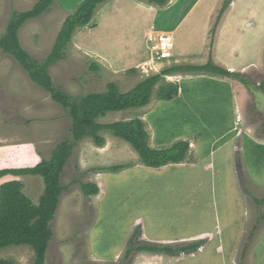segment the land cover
<instances>
[{"label": "rangeland", "instance_id": "obj_1", "mask_svg": "<svg viewBox=\"0 0 264 264\" xmlns=\"http://www.w3.org/2000/svg\"><path fill=\"white\" fill-rule=\"evenodd\" d=\"M39 1L0 0V37H5L9 33L11 23L20 14L31 11ZM83 1L56 0L40 17L29 20L18 29L19 43L33 65L39 67L45 63L52 53L63 24ZM114 1L105 2L97 8L91 24L76 30L62 59L48 69L55 88L66 94L73 106L80 105L89 95L107 91L110 83L117 85L121 93H126L139 83L171 68L172 65L166 64L174 61L175 52L202 50L208 44L205 27L208 17L206 9L209 8L207 5L211 7L215 0H203L195 4L191 14L184 18V28L189 29L188 32L171 30L175 44L173 55L170 60L161 61L156 59L150 43H144L142 33L132 44L128 42L131 23H139L138 33L142 25L146 24L142 21L147 18L148 12L136 8L129 0H120V3ZM140 1L141 5L145 3L160 9L169 5L172 0H167L163 5L150 0ZM193 2L187 0L185 8L189 9ZM183 9L181 8L179 12ZM166 18L161 14L155 17V20H150H154L156 27L160 29L162 25L169 24ZM214 24L215 21L213 26ZM210 30L212 31V27ZM154 34L155 32L150 35ZM123 43L126 44L125 47L131 46V50L124 49ZM136 44L138 53L139 49L142 51L140 58L143 57L141 61L144 59L143 65H137L138 63L133 62L135 59H120L113 56L130 52L135 54L137 51L132 45ZM254 46L255 44L246 51L248 53L246 60L255 57L254 51L257 48ZM119 48L123 50L120 51ZM100 53L107 56L102 58L98 55ZM146 59L153 61L146 63ZM157 63L162 67H158ZM258 70L253 67L248 75H242L250 84V91H255L256 95L255 102L251 100L248 110L247 117L250 123L248 124L256 128L258 136H264V71ZM183 74L192 75L191 72ZM169 80L176 79L163 76L157 83L150 105L141 109L110 113L104 118H98L96 122L110 125L121 121L141 120L149 134V144L154 148L156 145L154 142L162 141L168 129L174 127L177 130L183 123L170 116V112L154 110L152 107L160 102V89L173 84ZM212 84L217 85L214 82L210 83ZM210 85L206 80L184 82L182 93L173 102H162L160 106L174 107L180 112L178 115L181 117L183 112H189L197 118L205 117L207 113L216 115L217 111L225 116L229 115L231 100L229 93L226 92L227 86L221 84V87H216L215 91H212ZM180 86L182 88V82ZM218 99L221 106L217 108ZM257 99L258 105L262 103L263 106H257ZM182 100L187 101L183 104ZM154 119L164 123L154 127L152 121ZM85 134V137L75 139L69 109L56 103L49 93L31 80L29 72L22 68L13 56L5 54L0 48V171L31 168L44 160H49L52 152L58 147L75 146L60 179L65 191L51 223L54 237L49 244L46 264H149V262L153 264L155 260L151 255L161 256L162 252L137 249L140 247L178 249L201 244L195 251L164 252L169 255L187 256L199 253L203 243L208 240L206 251L196 257H188L184 264H230L222 261L212 249L215 242L223 240L226 244L227 233H233L234 238L236 235V241L239 239L245 219L246 205L243 203V196H246L250 203L252 218L245 229V234L237 243L239 251L234 258L232 253V264H246L252 248L259 242L264 243L262 225L264 187L257 193L253 192L252 189L255 187L249 184L244 170L241 171V175L239 174L240 185L237 183L232 185L228 180L225 194L218 182L211 183V177L203 179L202 186L184 184L180 181L178 169L173 173H158L155 178H150L138 169L142 168L140 166L142 161L129 142L116 137L112 131L102 130L96 134L104 138L105 144L98 146L90 133ZM162 143H166L165 140ZM236 163L241 164L240 157ZM121 165L125 166L124 173L106 170ZM238 166L241 170V165ZM220 170L221 168L217 171ZM35 177L7 176L0 179V187L13 180L19 181L23 184L24 194L38 206L44 194L45 182L42 177ZM189 179L191 178H185L186 181H190ZM84 184L97 185L100 189L99 194L86 196L82 190ZM145 190L148 192L143 194ZM225 195L230 199L229 204L223 200ZM228 217L233 218L230 228L224 225ZM138 218H144V225L136 224ZM220 227L226 233L223 239L222 236L219 238L217 236V229ZM144 229L149 235L158 234V240L171 241L166 245L160 244L161 241L153 242L149 235L144 234ZM201 232L212 234L214 241L210 236L178 243L173 241L179 239L178 237ZM228 243H232L229 236L227 246ZM129 251L131 254L127 258L126 254ZM1 259L10 260L14 264H33L35 252L29 246L15 247L2 251Z\"/></svg>", "mask_w": 264, "mask_h": 264}, {"label": "crops", "instance_id": "obj_2", "mask_svg": "<svg viewBox=\"0 0 264 264\" xmlns=\"http://www.w3.org/2000/svg\"><path fill=\"white\" fill-rule=\"evenodd\" d=\"M118 1L120 3V0H115L114 2L118 3ZM129 1L134 4L136 8L148 12V15L147 18L142 21L146 24L142 25L141 31H139L138 33L137 28L139 23H131L128 34V42L132 44L136 37L138 38L139 34L142 33V40L144 41V43L149 44L148 38L153 32H167L170 33L172 36H174L173 32H171L172 29L175 32H188L189 29L184 28V18L188 16L189 13L191 14L193 7L196 3H199L203 0H195L194 2L192 0L193 3L189 6V9L185 8L188 4L186 3L187 0H172L170 1V3H168L169 5L160 9H156L152 5L148 6L145 3L141 5L139 4L141 3L140 0ZM225 2H229L228 9L223 15L220 24L218 25L217 30L214 33V26ZM207 7L209 8H205L208 12V17L205 23L206 34L208 35V39L206 40L208 44L206 45V47L202 50L192 49L191 51L187 50L179 51L178 53L175 52L173 58L174 61L168 62L166 65H172L171 68L177 66H205L212 58V61L216 66L221 67L231 73L239 74L241 76L248 75L253 67H256L257 70L259 69V72H263L264 0H215L211 3V7L208 5ZM181 8L184 9L182 10V12H179ZM161 14L167 17L166 19L169 21V24L162 25L161 28L158 29L155 25L156 23H154V18L159 17ZM150 19L154 20L151 21ZM214 21L215 24L213 26ZM211 27L212 31L210 30ZM209 31H211V40L209 39ZM253 44H255L254 47L257 48V50L254 51L255 57L251 60H246L245 58L248 54L246 51H249V47L253 46ZM122 46L126 50H131V46L125 47V43H123ZM132 46L133 49L137 51V44L135 46ZM119 50L122 51L123 48H119ZM141 52L142 51L139 49V53L137 51L135 54H133V52H130L129 54H113V56H117L120 59H135V61L133 62L138 63L137 65H143L144 59L143 61H141L143 58H140ZM100 54L98 55L102 58L103 56H107L102 53ZM146 61V63H151L153 60L146 59ZM157 66L162 67L158 63ZM191 73L192 75L184 76L183 71H179L165 76H167L168 79L170 77H175V81H169L173 83L172 85L178 86V95L182 93L184 82L187 81L206 80L209 85L211 82H214L217 85H210L212 91H215L214 89L216 87H221V84L226 85V92L229 93L231 100V102H229L231 104L230 114L225 116L217 111L216 115H214L215 113L211 115L210 113H207V116L197 118L194 115H190L189 112H183V116L181 117L178 115L180 114V112L176 111L174 107L160 106L162 102H173L178 95L175 96L174 99L171 101L159 100L160 102L158 104L152 106L154 110L161 109L170 112V116L175 117L176 120H179V122L183 123L180 124L177 130H175L174 127L168 129V133L162 140H165L166 143H162V141L157 140L156 142H154L156 143V145L153 149H166L172 147L178 142L186 141L190 144V151L183 163L169 164L161 168H150L145 166L143 163H140V166H142V168L138 169H141V171L145 172V174H147L150 178H155V175H157L158 173L168 174L173 173L174 170L178 169L180 171V181H183L184 184H189L190 186H202V180L206 179V177H211V183L213 184L218 182V185L224 192V194L227 191L225 187L228 185V180L231 181L232 185H234L235 183H237V185H240L239 183L241 180L239 174L242 170H244L247 179H249V184L255 187L254 189H252V191H255L256 193L259 192L264 187V136L257 135L256 128L249 125V118L247 117L250 104L252 103V101L255 102V91H250V84L245 85L239 79H236L234 77H226L207 72ZM181 82L182 88L180 86ZM202 85L206 86L204 84ZM252 97L254 98L252 99ZM186 101L187 100H182L181 103H185ZM257 101L258 99L256 100L257 106H263L262 103L261 105H258L259 101ZM216 106L217 108L221 106V101L219 99ZM152 121H154V127L156 125L158 126L159 124L164 123V121H161L159 119H154ZM244 123L247 125H244ZM164 146H166V148H164ZM238 146L240 149L238 148ZM239 157L241 160V164L236 163ZM238 165H241V170H239ZM219 168H221L220 172L217 171ZM125 170L126 169L120 171L119 173H124ZM24 177H32V175ZM33 177L36 178L35 176ZM186 177L191 178L189 179L190 181H186ZM149 191H151V189ZM147 192L148 190H145L143 194ZM223 200L226 201L228 204L230 202V199H228L226 195ZM243 203H245L246 205V220L244 219V223H242L244 228L239 233V239H237L236 241V235L234 238L233 233L226 234L224 232V229L220 227L217 229L218 238L222 236L223 239L226 234L227 237L229 236V240L232 243H228L229 245L227 246L226 237V244H224L223 240H221L222 242L219 243L215 242L213 245L214 248L212 249L214 250V252H216V256H220L222 258V261L229 262L230 264H232L233 262V260L231 262L232 253L234 258L237 254V251H239L237 243L239 240L242 239L243 235L245 234V229L247 228L248 224H250V219L252 218L250 203L248 202L246 196H243ZM256 210L257 208L255 209V211ZM232 219V217H228L225 220L224 225L227 228L231 227L233 223ZM143 220L144 218H138L136 224L144 225ZM262 225H264V221ZM144 234L146 236L149 235L146 229H144ZM149 236L151 237L153 242L161 241L160 244L164 243L166 245V243H170L171 241L166 240L165 242V240H158V234ZM205 236H210L211 238L213 237L212 234H206L204 232H201L194 233L185 237H178L179 239L173 241L178 243L185 240L188 241L192 239H200V237ZM211 240L214 241V237ZM208 242L209 240L205 241V243H203L201 247L200 252L193 255L180 256L176 254L169 255L166 253H161V256L151 254L149 255L153 256V259L155 260L153 264H184V260H186L188 257H196L201 252H205L206 247L208 246ZM263 247L264 243L259 242L258 244H256L249 253V258L246 264H264V251H262Z\"/></svg>", "mask_w": 264, "mask_h": 264}, {"label": "trees", "instance_id": "obj_3", "mask_svg": "<svg viewBox=\"0 0 264 264\" xmlns=\"http://www.w3.org/2000/svg\"><path fill=\"white\" fill-rule=\"evenodd\" d=\"M56 0H40L31 10L20 14L11 23L8 34L0 37V48L5 54L11 55L14 59L29 72L30 78L39 87L49 93L52 99L62 107L69 109L73 119V132L75 139L85 137L90 133L98 146L105 144L104 138L98 136V131H112L116 137L129 142L139 154L142 163L150 168H161L169 164L183 163L190 151V144L181 141L170 148L155 150L149 145V134L145 130L141 120L130 122H117L110 125H101L96 122L98 118H104L110 113L122 112L130 109H141L151 103L155 86L165 75L179 71L207 72L226 77L239 79L243 84L249 85L244 76L231 73L216 66L212 58L205 66H177L164 70L161 74L148 78L139 83L132 90L121 93L117 85L110 83L108 90L103 93H96L85 97L80 105L73 106L69 97L57 90L48 74L50 66L59 62L64 56L66 47L72 42V37L77 29L85 28L91 24L95 17L97 8L105 2L112 0H84L80 7L71 15L62 26L55 42L51 55L42 66L33 65L28 54L22 49L17 36L18 29L29 20L40 17L46 12ZM158 4H166L167 0H150ZM229 2H225L218 16L213 32L217 30L220 21L227 11ZM179 93L178 86L170 85L162 87L159 91V99L171 101ZM74 145L58 147L52 152L49 160L40 162L33 168L4 169L0 171V179L7 176H40L45 182L44 194L39 205L24 194L23 184L17 180L4 183L0 187V253L4 250L29 246L35 252L33 264H46L49 244L54 237V230L51 227L60 201L65 189L60 179L66 163L71 156ZM124 165L112 166L106 170L114 173L123 171ZM82 190L86 196H97L100 189L95 184H84ZM201 244H195L178 249L140 247L138 251L148 252H190L197 250ZM127 252L126 257H130ZM0 264H14L10 260H0Z\"/></svg>", "mask_w": 264, "mask_h": 264}, {"label": "built area", "instance_id": "obj_4", "mask_svg": "<svg viewBox=\"0 0 264 264\" xmlns=\"http://www.w3.org/2000/svg\"><path fill=\"white\" fill-rule=\"evenodd\" d=\"M173 39V36L167 32H159L149 36L148 41L157 60H170L172 58L175 45Z\"/></svg>", "mask_w": 264, "mask_h": 264}]
</instances>
